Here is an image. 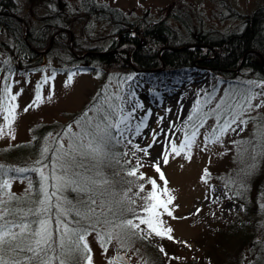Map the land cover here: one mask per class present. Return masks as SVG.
Here are the masks:
<instances>
[{"label":"rangeland","instance_id":"obj_1","mask_svg":"<svg viewBox=\"0 0 264 264\" xmlns=\"http://www.w3.org/2000/svg\"><path fill=\"white\" fill-rule=\"evenodd\" d=\"M17 1L23 5L21 13H19L24 18L28 17L29 12H25V9L30 6L29 0ZM48 1L54 5L55 10L60 8L74 12L81 7L80 0ZM94 1L97 4L121 11L124 14V20L110 21L108 20L110 18L107 17L97 20L93 16L94 19L86 18L88 27L82 26L80 22L67 24L66 30L71 32L64 33L66 45L68 47L69 45H80L81 51L73 49L77 54L94 45L99 46L102 50H108L112 46L110 43L117 39L115 23H118L122 30L136 33L140 25L166 18L168 12L177 6L175 4L177 2L183 5V9L188 10L190 24H192L195 33L199 30L209 29L231 31L238 27L243 16L259 6H264V0ZM42 9L44 8L37 7V13ZM169 21L174 25L179 23L173 19H169ZM56 35L57 33L49 38L52 39V45H58L54 42ZM10 41V37L0 31V97L4 96L3 90L5 86H8L11 89L8 104L16 105L13 113L15 119L10 125L15 138L12 139L11 135L0 136V151L3 148L33 139L32 130L37 125L52 124L55 130L52 135L64 133L69 125H73L74 131H79L75 127V121L81 120L83 114L89 109H93L88 113L89 116L94 115L96 108L107 109L109 103L122 107L125 114L135 108L131 120L133 125L139 123L140 119L149 112L151 113V115H147L146 126L143 127L141 135L133 138L131 134H128V138L132 139L133 143L121 144L124 148L123 153H127L121 158V164L105 168L104 171L115 180L114 185L109 189V191H114L115 200H120L130 187L126 181H135V184L131 186L132 190L127 192V195L131 199L136 197L134 199L136 203L128 205L125 201V207H134L144 203L140 197L146 196L152 191L150 182L152 179L156 180L160 199L166 200L168 195L173 196L175 199L168 206L172 210L173 216L170 217L166 213L161 215V220L164 222L161 228L171 227L173 239L169 240L166 236L162 238L152 234L148 239L134 238V241L127 243L125 248H121L114 240L108 245L107 253L103 254L96 233L93 232L87 237L93 264H108V260L113 258L117 251H125L131 264H157L154 252H152L154 248L159 250L158 264H189L192 260L205 257L212 251L215 241L214 230L225 226L227 222L234 221L235 214L240 213L243 208L239 199L247 203L256 202V204L262 205L264 183L256 196L251 197L250 178L258 175L264 177V145L258 144L257 140L253 139L256 122H260L261 118H264V107L245 114L244 119L249 121L246 126L233 125L236 128L235 132L229 131L221 138V142L209 143L205 150H201L204 148V136L211 132L212 127L215 126V120L209 118L204 127L199 129L200 135L196 140L200 147L193 146L191 160L186 158L187 149L182 151L179 156L169 150L168 164H164L162 160L160 162V169L168 182L166 185L168 193H163L164 181L160 179L159 173L155 170V162L161 157L165 145L171 141L179 147L184 140L185 131H190L187 118L197 99H203L206 93H211L219 98L225 92L232 90L244 92L246 89L252 88L255 92L261 91L259 87L249 84V82H255L257 85L264 83L251 70H242L240 76H237V73L217 78L213 77L207 68L193 65L177 73L173 71L171 74L152 75L138 69H127L123 72V69H118V63H115L114 67L108 68L103 67L102 63L86 61L80 62L77 69L64 71L59 68L70 64L69 55L60 46H56L50 51L52 45L48 44L49 42L43 44L47 45L46 47L38 50L44 51L49 48L46 53L39 52L40 60L36 64L37 69H30L35 63L30 65L9 54L10 48L6 49L4 44L10 43ZM72 73L75 75L72 77V81L68 82V76ZM46 77L48 82L44 83ZM38 84L41 86V101L33 103ZM13 94L17 97L15 101L10 99ZM49 95L52 97L51 100L48 99ZM118 97L122 99H118ZM259 102L260 100L257 99L253 101V104ZM29 105L32 107L25 112V107ZM209 107L211 105L206 106L205 111ZM7 115L3 101L0 100V127H3L5 131L9 127L8 121L4 119ZM153 136H155L156 143H153ZM59 139L57 135L52 144L48 140L45 144H41L40 153L45 147L50 149L48 159L44 161L49 165L47 169H44L46 174L51 173V160L54 149L59 146ZM64 140L66 142L67 137H64ZM238 141H252V143H234ZM148 145L152 146L148 147ZM144 148H147L148 155L138 150ZM117 153H121L120 150ZM138 158L139 164L137 163ZM27 162L31 166H36L35 161H32L31 158ZM132 167L138 169L137 177L126 175V171ZM205 170H207V175H205ZM117 171L120 175L113 177V173ZM141 173L146 177L143 180L139 178ZM245 173L248 174L245 175ZM28 176L32 180H39L37 173ZM140 184L145 185L143 192H139ZM227 184L229 187H226ZM27 187V180L14 179L10 191L22 193ZM51 190L50 188L49 191ZM137 192H139L138 196ZM64 195L68 196L67 191ZM142 215L146 216L147 213ZM141 227L145 228L146 226L141 225ZM154 243H157V246H153ZM161 248L164 249V252L160 251ZM213 258L216 260L215 257Z\"/></svg>","mask_w":264,"mask_h":264},{"label":"snow or ice","instance_id":"obj_2","mask_svg":"<svg viewBox=\"0 0 264 264\" xmlns=\"http://www.w3.org/2000/svg\"><path fill=\"white\" fill-rule=\"evenodd\" d=\"M74 75L75 73H72L68 76V82L72 81ZM47 82L46 77L44 83ZM249 84L259 87L261 91L255 92L252 88L244 92L232 90L225 92L219 98L206 93L203 99L195 101L187 118L190 131H185L184 140L179 147L174 142H168L161 157L155 162V170L165 184L163 193H168L166 187L168 182L160 169V162L162 160L164 164H168L169 150L179 156L187 149L186 158L191 160L193 146L200 147L196 140L200 135L199 129L204 127L209 118L215 120V126L204 136V148L201 150H205L209 143L221 142V138L229 131L235 132L236 128L233 125L246 126L249 121L244 119L245 114L264 107V99H261L264 97V83L257 85L255 82H249ZM40 87L38 84L33 103L41 101ZM3 91L4 96L0 97V100L3 101L8 113L4 119L8 121L9 127L7 131L0 127V136L11 135L14 139L10 125L15 119L13 113L16 105L8 104L11 89L5 86ZM51 98L49 95L48 99ZM10 99L15 101L17 97L13 94ZM118 99L122 98L118 97ZM257 99L260 102L253 104ZM208 105L211 107L205 111ZM30 107L32 105L25 107L24 111L27 112ZM91 111L93 109L86 111L81 120L74 122L79 131H74L73 125H69L64 133L57 134L60 138L59 146L54 149L50 174L44 171L49 167L44 163L48 159L50 151L48 147L42 149L40 158L34 162L36 166L10 167L0 164V264H93L91 247L87 240L93 232L96 233L103 254L107 253L108 245L114 240L121 248H125L127 243L134 241V238L148 239L152 234L173 239L171 227L161 228L164 223L161 215L166 213L170 217L173 216L172 210L168 207L175 199L173 196L168 195L166 200L160 199L157 192L158 185L156 180L152 179L150 181L152 191L140 197L144 201L140 210L147 215H138L136 208L124 206L125 201L128 205L136 203L127 195L135 181H126L130 187L120 200H115L114 191H109L115 180L104 171L105 168L121 164V158L127 153L115 152L116 145L125 142L132 144L133 140L128 138V134L133 138L141 135L143 127L146 126L147 115L151 113L149 112L140 119L139 123L133 125L131 120L135 108L125 114L122 107L109 103L107 109L96 108L94 115L89 116L88 113ZM64 137H67L66 142ZM253 139L257 140L258 144L264 145V118L256 122ZM156 142L153 136V143ZM234 143L251 144L252 141ZM138 150L148 155L147 148ZM137 163L139 164V158ZM30 172L39 175L38 187L34 186L30 176L21 175ZM10 173L16 175L10 176ZM137 173L136 167L126 171L128 177H137ZM119 175L118 171L113 173V177ZM139 178L143 180L146 177L141 173ZM14 179L28 181V187L22 196L10 191ZM144 187V184H140L139 192H143ZM69 190L77 194V203H72L64 195ZM139 192L136 193L137 196ZM13 202H31L35 207L27 209L15 207ZM129 216L131 218H128ZM141 225L146 227L142 228ZM160 251L164 252V249L161 248ZM108 264H127V261L124 256L118 254L109 259Z\"/></svg>","mask_w":264,"mask_h":264},{"label":"trees","instance_id":"obj_3","mask_svg":"<svg viewBox=\"0 0 264 264\" xmlns=\"http://www.w3.org/2000/svg\"><path fill=\"white\" fill-rule=\"evenodd\" d=\"M29 2L30 6L25 9V12H29V16L24 18L27 25L26 39L24 38L23 24L6 15L7 12L19 13L23 8V5L17 0H0V31L10 37L11 44H17L7 45L6 43L5 45L3 43L6 49L10 48L8 50L10 55L15 59L20 58L26 61L30 65L35 63V68L29 66L30 69H37L36 64L40 60V53L35 49L38 51L40 48L46 47L47 45L43 44L48 43L49 38L60 29L65 28L67 24L80 22L82 26L88 27L86 18L93 16L97 20L105 17L116 22L124 20V14L121 11L97 4L94 0H80V9L74 12L60 8L55 10L54 5L48 0H29ZM175 4L177 6L168 12L166 18L140 25L136 33L122 30L120 25L115 23L117 39L110 43L112 46L108 50H102L97 45L90 47V50L98 52L118 49L114 53L88 54L83 59H77L66 45V36L62 31L58 32L54 38V42L58 45H52L50 51L54 47L60 46L69 55L70 64L64 65V69L59 68L64 71L77 69L80 62L86 61L102 63L103 67L108 68L114 67L115 63H118V69H123V72L127 69H138L153 75L171 74L173 71L177 73L196 65L207 68L212 76L217 78L237 73V76H240L242 70L248 69L264 81V6H259L243 16L238 27L231 31L209 29L199 30L195 33L192 24H190L188 10L183 9L181 3ZM37 7L44 9L37 13ZM169 19L179 23L174 25L170 23ZM86 31L88 32V30ZM27 42L31 45H26ZM116 43L118 44L116 45ZM119 47H121L120 50ZM73 49L81 51V46L73 45ZM161 68L163 69L159 70ZM54 131L52 124L37 125L32 130L33 139L3 148L0 151V164L10 167L31 166L27 160L30 158L32 161L38 160L41 144H45L47 140L52 144L56 138V134L49 135ZM48 136L51 138L48 139ZM123 149V145L118 144L114 151L120 150L123 153ZM14 175L15 173H10V176ZM250 179V195L255 197L264 183V177L258 175ZM37 181V179L33 180L35 187H38ZM226 187L229 185L227 184ZM12 193L22 196L25 191ZM67 193V198L72 203H77V194L70 190ZM33 199H35L34 192ZM132 199H136V197H132ZM239 200L243 208L240 213L235 214L234 221L227 222L225 226L214 230L215 241L212 251L205 255L206 258L203 256L192 260L189 264H206L208 262L209 264H264V195L262 205ZM13 206L25 209L35 207L31 202H13ZM140 206H134L138 215L143 214ZM53 228H55L54 224ZM153 246H157V243H154ZM152 252H154V259L158 264L159 250L154 248Z\"/></svg>","mask_w":264,"mask_h":264},{"label":"water","instance_id":"obj_4","mask_svg":"<svg viewBox=\"0 0 264 264\" xmlns=\"http://www.w3.org/2000/svg\"><path fill=\"white\" fill-rule=\"evenodd\" d=\"M70 38H72V37L70 36ZM51 42H52V39H51V41H50V44H51ZM69 47L71 48V45H69ZM47 50H48V49H46V51H47ZM88 53H90V54H97V55H104V54H108V53H112V52H88ZM85 55H86V53H84L81 57H83V56H85ZM118 254H119V255H122V256L125 257V260L127 261V264H131L130 261H129L128 256L126 255V253H125L124 251L116 252V253L114 254V257L117 256Z\"/></svg>","mask_w":264,"mask_h":264},{"label":"flooded vegetation","instance_id":"obj_5","mask_svg":"<svg viewBox=\"0 0 264 264\" xmlns=\"http://www.w3.org/2000/svg\"><path fill=\"white\" fill-rule=\"evenodd\" d=\"M6 15H8L9 17H11L12 19H15V20H17L18 22H20L21 24H24V17L21 15V14H19V13H12V12H7V14ZM53 44V43H52ZM51 44V45H52ZM7 45H17L16 43H13V44H11V43H7ZM26 45H29L28 43H26Z\"/></svg>","mask_w":264,"mask_h":264}]
</instances>
